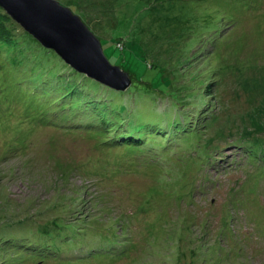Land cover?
<instances>
[{"label": "rangeland", "instance_id": "obj_1", "mask_svg": "<svg viewBox=\"0 0 264 264\" xmlns=\"http://www.w3.org/2000/svg\"><path fill=\"white\" fill-rule=\"evenodd\" d=\"M59 1L79 4L73 11L133 78L126 91L103 85L123 92L116 97L81 89L103 109L119 101L120 111L164 124L179 110L196 123L210 113L193 135L135 149L112 139L116 130L83 125L87 111L59 118L65 98L43 118V102L0 97V264H264V0ZM68 66L56 81L82 79ZM199 79L210 86L203 110L188 106ZM58 217L83 222L80 242H68L77 230L57 228ZM51 243L62 257L30 252Z\"/></svg>", "mask_w": 264, "mask_h": 264}, {"label": "trees", "instance_id": "obj_2", "mask_svg": "<svg viewBox=\"0 0 264 264\" xmlns=\"http://www.w3.org/2000/svg\"><path fill=\"white\" fill-rule=\"evenodd\" d=\"M68 4L71 8L76 5L75 7H78L77 11H79V6H77L78 3H76V1H72ZM84 14L85 13H82V16H86V21L90 22V20L87 19V14ZM126 44V39L124 38H118L116 40V47L121 51H125ZM175 49L176 48H174V50ZM172 50L173 49H171V51ZM176 55L177 57L173 62L178 61V65H180L181 62L185 63V61L188 60L187 53ZM52 63L54 65L59 64L60 67H58L57 69H49L48 67L51 66ZM66 66L67 65L65 64V62L53 50H49L43 47L33 36L22 29L0 7V97L3 100L2 103H4L5 101L10 102L9 100L15 101V99L18 98L25 105H39L43 102L45 103V106L42 105L43 108L39 109L40 111L38 112V115L41 114L43 118H45L47 117L50 106H54V102H63L62 99L65 98V102L67 103L64 106L63 110H66L67 112L63 113V110H61V114L63 115L59 118H74L72 120H75L77 119L75 115L78 114V110L87 111V115L83 117L84 120H86L84 121L83 125L88 127L98 125L99 127L101 126L103 128H106L105 130L97 129L96 131L99 134H109L113 132V130H116L115 133H113V135H111L110 137H112V139H115V141H120L121 143L125 142L135 149H143L151 140L154 141L155 138L165 136L170 139L175 135H193L197 131V126L199 125V123H201V118L207 113H210L209 110L203 112V114H201L199 117V122L196 123V119L192 114H181L179 110V112H177L173 117L168 116L169 118H166V124H164V120L161 121V119L158 118L157 120L151 122L147 121L143 115L138 117V112L134 115L132 114V112L126 114L127 111H120L118 108L120 105L119 101L112 102L113 106L116 107L115 109H103V103L98 102L99 99L96 100L95 97H92L89 94L96 95L97 92H100L101 90H108L106 88L103 89V85L101 83L91 80L84 74L76 73L75 70L71 69L69 66V72L82 79L75 82L68 80L64 83L58 81L63 79L62 73L66 71ZM34 68H36L37 70H35ZM56 79L58 80L56 81ZM64 80H67V78H64ZM199 81L200 79L197 82L193 83L189 88V91L192 93L191 96H189L190 100L188 101L190 102V105L188 106H192V108L196 107L195 109L197 110H201L202 108L199 109V107L205 105L207 101L206 98L211 96L208 95L209 92L207 93L210 87L209 83L206 84V87H203V83H200ZM85 88L89 90V94H84L81 91V89ZM107 93V95L115 97L117 95H123V92L109 93L108 91ZM36 97H40V100H38L39 98ZM91 105H94V110L92 112L93 115H90V112H88L91 109L89 108ZM4 106L6 107L5 104ZM46 106L47 108L45 109ZM178 107H180V105L175 107V109H178ZM186 108L188 107L184 106L183 109ZM5 109L6 110L4 111L8 112V108ZM9 113L10 112H8V114ZM164 114L165 116L167 115L166 112H164ZM93 116L94 121H90ZM85 118H88L90 120H87ZM47 119V121L50 120V118ZM123 122L125 123L126 130L121 129ZM254 151L255 150H253V152ZM59 222L65 224V229L67 230H77L76 238L75 236L71 237L68 242H71L72 245H75L77 239L78 242L82 240L85 229L79 225L83 224V222H80V220L77 219L76 221L66 223L61 217L55 218L53 221L56 227L58 226ZM117 228H119V225L117 226ZM121 229L124 230V228L122 227ZM44 231H46L44 233L53 237L52 232H49L45 229ZM64 231L60 232V234L53 239L56 240L57 238L61 237V234H63ZM120 236H123V232H121V234H115L111 241L106 240V242H110L115 246V238H118ZM124 236L126 237V235ZM27 245L31 247L32 244L29 243ZM120 245L122 246V244ZM102 248L104 247H100L97 249ZM62 249L63 247L59 246L57 243H51L50 245L44 244L43 246L41 244L40 248L37 247L30 250V252L33 255L37 254L44 258L50 255L47 254V252L54 253L55 256L62 257ZM110 250L112 253H116L115 248H110ZM27 251H29V249ZM92 251H94V253L97 252L96 248ZM88 253L91 254V252Z\"/></svg>", "mask_w": 264, "mask_h": 264}, {"label": "water", "instance_id": "obj_3", "mask_svg": "<svg viewBox=\"0 0 264 264\" xmlns=\"http://www.w3.org/2000/svg\"><path fill=\"white\" fill-rule=\"evenodd\" d=\"M0 7L75 71L117 91L132 85L131 74L110 61L100 37L70 6L59 0H0Z\"/></svg>", "mask_w": 264, "mask_h": 264}]
</instances>
